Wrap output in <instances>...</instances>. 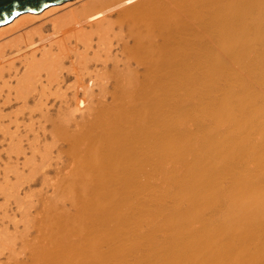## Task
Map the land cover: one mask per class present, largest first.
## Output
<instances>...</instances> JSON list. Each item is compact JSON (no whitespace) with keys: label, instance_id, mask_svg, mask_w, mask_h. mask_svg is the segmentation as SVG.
<instances>
[{"label":"bare ground","instance_id":"obj_1","mask_svg":"<svg viewBox=\"0 0 264 264\" xmlns=\"http://www.w3.org/2000/svg\"><path fill=\"white\" fill-rule=\"evenodd\" d=\"M1 41L14 138L65 158L32 263L264 264V0H69Z\"/></svg>","mask_w":264,"mask_h":264},{"label":"rangeland","instance_id":"obj_2","mask_svg":"<svg viewBox=\"0 0 264 264\" xmlns=\"http://www.w3.org/2000/svg\"><path fill=\"white\" fill-rule=\"evenodd\" d=\"M57 12H59V11H57ZM60 12H61V10H60ZM40 21L42 23H39ZM39 22L37 23V25H40V24L42 25L43 24L42 27H44V29H45L44 33L45 34H50L51 33V29H50V25H49L50 24L49 20H47L45 22H43L42 20H39ZM8 35H10V34H8ZM3 41H5L4 43H6V40H3ZM3 41H1L0 43L2 44ZM72 80L73 79H71V81H69L70 85L74 82ZM7 81H8V88H9V86L13 88L15 83L13 81L10 82L8 79H7ZM0 84H1L0 87H2V89H0V95H1L0 96V102L2 100V97L4 98L3 99L4 101L2 100V102L0 103V111H1L0 115L4 117L2 119L4 121L3 125L4 126H9V129H8L7 134L5 135V138H2V135H1L2 133L0 132V264H6V263L7 264H28V263L34 264V263L31 262V261H33V258L31 257V252L35 249V247L37 245L33 246L34 241H30V240L33 239L34 237L37 240L40 236H42L40 233L43 230H45V229H43V226L45 228V226L47 224L46 222H49L48 220L51 218V215L52 216H53V214L56 215L57 212H59L58 208H62L61 204L63 202L62 200L64 199V195H62L63 193L60 192L59 195L57 193H56V195H54L53 191L50 192V190H52L51 188H52L53 182H54V185H57V184L60 183L59 180H58L59 177H57V173L55 171V169H56L55 168V166H56L55 163L58 160L57 159V154H55L56 153L55 146L58 144V142L60 143V141L56 140L57 138L54 139V137L51 136L50 132H52L53 126L50 123H47V124L44 123L42 125L44 127H42V126L40 127L43 130H41L39 128L37 137L29 136V138H27V139L24 138V137L14 138V137H17V135L20 136L21 134L23 135L25 133L24 132V131H26V127L25 126H26V124L28 122L27 121H22V120L19 119L18 123H19V128L20 129L17 130L18 132L13 133V132H15V129H13L14 124L9 123L7 117H10V115L12 116V115L15 114V113L14 114H11V113L12 112H16L17 105L14 104L13 102L12 103L10 102L11 104H9L5 100L8 88H7V86L3 87L2 86L3 83H0ZM67 84H69V83H67ZM63 88H65V86ZM10 97H12V96H10ZM33 105H35V104L30 103L29 108L31 106L34 107ZM32 107H31V109H34V110L36 109V106H35V108H32ZM57 108H58V105L56 107L52 108V112L50 111V115L53 113V115H51V117L53 119L55 118V115H56L55 113H56ZM72 109L73 108L71 107V110ZM53 110H55V111H53ZM37 113H39L38 109H37L35 114H37ZM75 114L77 115V113H75ZM23 123H25V125ZM23 127H25V129ZM46 129H47V132H46ZM48 130H49V132H48ZM8 134H12V135H8ZM9 136L13 137V139L12 138L10 139ZM30 137H33V138L31 139ZM5 140L8 141V142H5ZM17 140H19V141L17 142ZM11 141H13V142L11 143ZM81 141H83V139L82 140L79 139V142L76 144L77 148L82 146L81 145L82 144ZM90 141L93 143L94 140L91 139ZM33 142H35V143H33ZM16 143H21L20 144L21 147L20 146H19L20 148L17 147L19 144L17 145ZM36 146H37V148L38 147L39 148L37 149ZM52 146H53V148H52L53 150H51ZM42 147H44V148H42ZM23 148H24V151L21 150ZM39 149L40 150L44 149V151H46V152L43 153V150H42V151H39L40 152L39 153V152H37V150H39ZM15 150H17V151L15 152ZM35 150H36L37 153L35 152ZM47 150H49V151H47ZM20 152H22V154ZM48 153H50V155ZM31 154H34L35 160L32 157L33 155L31 156ZM38 154L41 155V158H42L43 162H42L40 156H38ZM42 155L44 157H42ZM47 155H48V157H47ZM52 155H54L55 157L52 156ZM39 158H40L41 162H40ZM25 159H26V161H25ZM49 159H51V161ZM64 159L65 158H62V160H64ZM28 160L31 163H29ZM46 160H48V161H46ZM62 160H58V161H62ZM26 162L28 164H26ZM23 163H24V166H23ZM42 163H44L45 165L42 164ZM53 163H54V167H53ZM48 164H51L52 167L51 166L48 167ZM43 173H46V175H47L46 179L48 178L47 179L48 183L44 184V181L42 180V174ZM54 175H56V176H54ZM31 178H32V180H31ZM49 179H50V181L51 180L52 181L50 182ZM49 182L51 184H49ZM57 182H59V183H57ZM148 182H149V180H148ZM40 184H43L42 185L43 188L40 186ZM39 188H40V190H39ZM46 192H48V194ZM31 193H32V195H31ZM51 193H52V195H50ZM27 196H29V198ZM62 196H63V198H62ZM55 198H56V200H55ZM53 199L55 201H53ZM30 200L33 203V204L31 203L32 205L30 204V202H31ZM28 201H29V203H28ZM34 201H36V202H34ZM44 201H45V203H43ZM34 203H35V205L37 204V206H34ZM65 203L67 204V202H65ZM47 204H49V206ZM23 206H25V207H23ZM50 206H51V213H53V214L45 213L44 210H46V208H48ZM23 208H28V209L27 210L26 209L22 210ZM41 208H43V209H41ZM17 210H18V212H17ZM19 211H20V214H18ZM69 212L71 214L74 213L73 210H71ZM34 214H36V216ZM4 215H6L7 217L4 216ZM13 216H15V217H13ZM28 216L31 217V218H29ZM28 219H29V221H28ZM42 222H43V224H42ZM25 225L28 226V227L24 228ZM31 226L34 227L35 230H33L34 228H32ZM30 227H31V229H30ZM27 228H29V229H27ZM36 228H37V230H36ZM39 229L40 230L43 229V230L40 231ZM22 230H23V232H22ZM17 232H18V234H17ZM21 235H23V236H21ZM24 235L27 236V237H25ZM11 236H13L12 239H10ZM13 238L16 239V240L13 241ZM2 241H4V243ZM12 242H16V244L12 243ZM9 243L11 245H9ZM6 244H8V245L6 246ZM14 245H16L15 248H14ZM20 245H21V247H20ZM3 247L5 249V252H4V249L1 251V248H3ZM6 247H8L9 249H6ZM10 248H11V250L13 249L12 250L13 252L10 250ZM30 249H32V250H30ZM7 250H9V251H7ZM22 250H24L25 252L22 251ZM10 251L12 253H10ZM14 251H16L17 253L14 252ZM18 252H21V253L19 254ZM13 253H15L16 255H14ZM24 253H25V255H24ZM8 254L9 255H14L15 257L14 256H12V257L8 256ZM19 255H20V257H19ZM6 256H8V257H6ZM21 256H23V257H21ZM12 258H14V259H12ZM6 261H8L9 263L6 262ZM4 262H6V263H4Z\"/></svg>","mask_w":264,"mask_h":264},{"label":"water","instance_id":"obj_3","mask_svg":"<svg viewBox=\"0 0 264 264\" xmlns=\"http://www.w3.org/2000/svg\"><path fill=\"white\" fill-rule=\"evenodd\" d=\"M65 1L69 0H0V26L11 23L20 14L41 12Z\"/></svg>","mask_w":264,"mask_h":264}]
</instances>
